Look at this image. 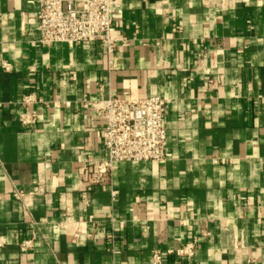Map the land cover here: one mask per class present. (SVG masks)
<instances>
[{
  "label": "crops",
  "instance_id": "1",
  "mask_svg": "<svg viewBox=\"0 0 264 264\" xmlns=\"http://www.w3.org/2000/svg\"><path fill=\"white\" fill-rule=\"evenodd\" d=\"M37 12L0 0V264H152L187 243L166 264H264V0H118L111 68L101 42L39 44ZM123 96L164 98L165 158L115 163L83 206L77 170L106 152L82 103Z\"/></svg>",
  "mask_w": 264,
  "mask_h": 264
},
{
  "label": "built area",
  "instance_id": "2",
  "mask_svg": "<svg viewBox=\"0 0 264 264\" xmlns=\"http://www.w3.org/2000/svg\"><path fill=\"white\" fill-rule=\"evenodd\" d=\"M38 4L36 30L38 43L43 45L62 43L69 47L88 45L93 41L105 46L109 68L113 65L117 41L113 38L111 27L113 14L118 0H35ZM126 45V40H121ZM0 68L4 72L11 65L0 57ZM213 81H207V87ZM38 101L33 95L22 98L24 110L18 115V123L23 130L35 125L30 107ZM83 108H91L97 118L103 121L101 130L102 148L106 157L102 160L86 159L78 168L81 182L80 200L83 206L89 201L87 193L91 188L103 186L112 167L119 162H161L165 158L166 131L164 127L166 103L161 96H149L144 99H132L128 96L106 98L82 103ZM36 192H25L13 188L12 197L24 204ZM115 194V192H112ZM33 238L19 244L21 252L32 247ZM194 243H187L175 251L166 252V256L192 257ZM166 256L152 254V264H166Z\"/></svg>",
  "mask_w": 264,
  "mask_h": 264
}]
</instances>
